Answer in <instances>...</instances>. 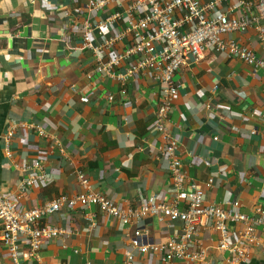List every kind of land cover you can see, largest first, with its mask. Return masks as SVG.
I'll list each match as a JSON object with an SVG mask.
<instances>
[{"label":"crops","instance_id":"obj_1","mask_svg":"<svg viewBox=\"0 0 264 264\" xmlns=\"http://www.w3.org/2000/svg\"><path fill=\"white\" fill-rule=\"evenodd\" d=\"M78 2L83 4L77 0L74 5ZM63 5L61 0H0L2 193L17 199L16 183L24 175L23 168L39 161L60 185L37 181L32 192L18 199L25 208L36 205L38 197L45 200L61 193L75 196L85 191L77 179L69 176L76 167L96 182L95 191L122 207L137 205L140 194L146 196L150 188H156L164 198L172 188V178L163 167L166 136L155 131L163 105L156 93L157 83L141 76L134 77L126 87L101 78L91 81L85 73L93 66L91 57L74 61L66 54L68 44L78 46L81 41L79 30L67 32V22L55 15L56 6L61 9ZM182 77L185 93H180L170 108L171 135L182 137V128L193 127L197 133L185 137L178 154L189 162L198 179L213 176L215 192L220 189L221 196L240 187L250 206H244V211L264 205V140L251 138L254 128L264 133V81L252 75L244 61L210 50L203 61L190 60L183 66ZM216 84L219 87L214 92L208 90ZM107 92L114 95L111 103ZM39 127L57 134L63 151L47 153L49 141ZM11 129L13 156L9 157L3 146ZM215 133L220 134L218 142L212 139ZM207 150L210 159L205 161ZM97 211L102 213L100 208ZM85 212L77 203L44 218V224H70L73 228L70 235L44 243V259L53 264H82L86 260L123 264L121 237L129 225L112 219L106 223L100 217L98 225L90 227ZM142 224L152 231L156 241L165 239L171 230L166 220L155 216H148ZM204 236L206 244H211L208 233ZM134 252L136 264H143L146 255L137 249ZM148 256L149 264H165L159 253ZM3 263L12 264V260L0 243ZM247 264H264V244Z\"/></svg>","mask_w":264,"mask_h":264},{"label":"built area","instance_id":"obj_2","mask_svg":"<svg viewBox=\"0 0 264 264\" xmlns=\"http://www.w3.org/2000/svg\"><path fill=\"white\" fill-rule=\"evenodd\" d=\"M74 1L77 0H61L64 5L61 9L56 6L55 15L67 22V32L79 30L81 44H68L66 54L74 61L77 57H91L93 66L85 70L91 81L101 78L126 87L134 77L141 76L157 83L156 93L163 105L155 131L166 136L163 167L171 175L172 188L164 198L156 188H150L146 196L140 194L137 205L122 207L95 191L96 182L76 167L69 176L77 179L85 191L75 196L61 193L45 200L38 197L36 205L25 208L18 199L32 192L37 181L60 185L37 161L23 168L24 175L16 183L17 199L8 198L0 189V243L9 252L12 264H53L42 255L44 243L70 235L73 228L70 224H44L43 220L77 203L86 211L90 227L97 226L100 217L106 223L112 219L129 225L121 237L125 248L123 264H136L135 249L146 255L143 264H149V253L161 254L165 264H216L221 260L226 264H247L264 244V205L246 212L243 207L249 204L240 187L221 196L220 189L215 192L213 176L198 179L193 167L178 154L185 137L197 133V129L182 128L183 136L173 137L169 117L170 108L184 92L182 67L190 60L203 61L209 50L244 61L250 73L264 81V0H79L83 4L78 2L77 6ZM242 11L246 14L241 15ZM217 87L218 84L208 90L214 92ZM106 97L110 103L115 100L112 92H107ZM123 120L126 122L127 117ZM39 132L49 141L47 153L63 151L57 134L49 133L45 127H39ZM13 135L11 129L3 146L9 157L13 156ZM251 138L263 141L264 133L254 128ZM212 139L218 142L220 134H213ZM203 158L210 159L209 150ZM223 186L222 183L221 191ZM261 195L264 199V191ZM148 216L170 224L165 239L156 241L152 231L142 224ZM205 233L211 244H206ZM82 264L96 263L86 260Z\"/></svg>","mask_w":264,"mask_h":264},{"label":"bare ground","instance_id":"obj_3","mask_svg":"<svg viewBox=\"0 0 264 264\" xmlns=\"http://www.w3.org/2000/svg\"><path fill=\"white\" fill-rule=\"evenodd\" d=\"M209 237V236H208Z\"/></svg>","mask_w":264,"mask_h":264}]
</instances>
